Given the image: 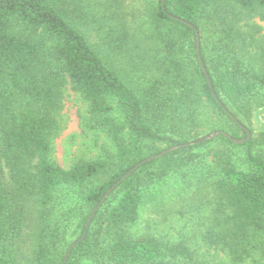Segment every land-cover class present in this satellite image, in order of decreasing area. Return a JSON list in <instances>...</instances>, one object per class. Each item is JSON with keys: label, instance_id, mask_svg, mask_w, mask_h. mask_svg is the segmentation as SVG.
I'll use <instances>...</instances> for the list:
<instances>
[{"label": "trees", "instance_id": "16d2710c", "mask_svg": "<svg viewBox=\"0 0 264 264\" xmlns=\"http://www.w3.org/2000/svg\"><path fill=\"white\" fill-rule=\"evenodd\" d=\"M149 3V37L163 55L155 76L140 83L110 58L130 34L121 11L109 10L121 19L101 35L79 0H0V264H61L103 194L132 166L204 136L203 106L213 125L205 135L246 136L223 106L248 127L261 104L264 68L243 61L247 38L240 24L254 16L264 21V0ZM189 24L199 30L201 56L221 104L199 65ZM66 79L86 100L93 128L112 145L102 157L68 169L50 159ZM262 145L264 132L243 144L219 134L144 163L105 199L65 264H205L183 242L130 233L145 190L203 156H211L218 210L207 243L236 264L253 253L264 258ZM64 188H78L77 199L56 213ZM23 230L30 240L21 251Z\"/></svg>", "mask_w": 264, "mask_h": 264}, {"label": "rangeland", "instance_id": "374dc122", "mask_svg": "<svg viewBox=\"0 0 264 264\" xmlns=\"http://www.w3.org/2000/svg\"><path fill=\"white\" fill-rule=\"evenodd\" d=\"M151 0H79L83 9L92 14V26L101 35L119 25L122 19L130 28L127 43L122 51L110 58L132 80L143 83L153 78L158 71L160 46L150 39L149 25L145 16ZM115 10V11H114ZM246 39L243 61L256 69L264 68V21L258 16L240 24ZM252 35V37H249ZM260 103L264 104V96ZM253 112L247 127L251 136L264 132V105ZM200 118L206 122L200 135L207 133L213 125L209 110L203 106ZM56 128L51 134L50 159L68 169L81 160H95L112 151L110 140L89 121L88 104L82 95L66 79L62 91L61 107L55 112ZM259 149L264 152V145ZM211 156L198 159L184 170L168 176L150 186L144 192V201L139 209V219L132 227L133 236L153 237L168 243L183 242L198 262L205 264H236L226 250L209 245L205 239L208 229L214 224L217 214L213 184L216 175L212 170ZM78 188H64L58 192L56 213L71 202H75ZM23 230L19 250L24 251L30 238ZM240 264H264L259 253H253Z\"/></svg>", "mask_w": 264, "mask_h": 264}, {"label": "water", "instance_id": "95a60500", "mask_svg": "<svg viewBox=\"0 0 264 264\" xmlns=\"http://www.w3.org/2000/svg\"><path fill=\"white\" fill-rule=\"evenodd\" d=\"M161 3L163 5L164 3V0H161ZM195 31V45H196V56H197V59H198V62H199V65L201 67V70L206 78V81H207V84H208V87L210 89V92L212 94V96L216 99V101L221 104V101L219 100V98L217 97L216 93H215V90L213 88V84H212V81L209 77V73L207 71V68L203 62V59H202V56H201V52H200V34H199V30L194 27L192 24H189ZM223 109L226 110L229 114V116L237 123L239 124V126L241 128H243V130L245 131V137L242 138V139H236V138H233L230 134H228L227 132H224V131H220V130H217V131H214L208 135H205L193 142H188V143H185V144H177V145H173V146H170L164 150H162L161 152H159L158 154H155V155H152V156H149L143 160H141L140 162L136 163L134 166H132L123 176H121L104 194L103 196L101 197V199L99 200V202L97 203V205L93 208L92 212L90 213L88 219H87V222L85 224V227H84V230H83V233L82 235L74 240L70 245L69 247L67 248V251L65 252L64 254V257H63V260L61 262V264H65L66 261H67V258L71 252V250L80 242L82 241L85 236H86V233H87V230L92 222V219L95 215V213L98 211V209L100 208V206L102 205V203L105 201V199L109 196V194L123 181L125 180L133 171H135L138 167H140L141 165H143L144 163L146 162H149L155 158H158L162 155H165L169 152H172L180 147H183L185 145H189V144H192V143H199V142H202V141H205V140H209V139H212L213 137L219 135V134H222L224 135L225 137H227L228 139H230L233 143H236V144H243L244 142L248 141L250 138H251V132L250 130L245 127L243 124L240 123V121L231 113L229 112L224 106H223Z\"/></svg>", "mask_w": 264, "mask_h": 264}]
</instances>
